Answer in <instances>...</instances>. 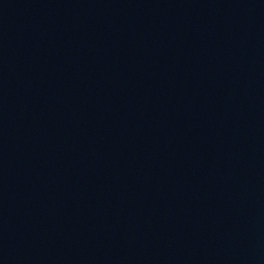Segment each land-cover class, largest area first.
<instances>
[{
  "label": "water",
  "instance_id": "water-1",
  "mask_svg": "<svg viewBox=\"0 0 264 264\" xmlns=\"http://www.w3.org/2000/svg\"><path fill=\"white\" fill-rule=\"evenodd\" d=\"M0 264H264V0H0Z\"/></svg>",
  "mask_w": 264,
  "mask_h": 264
}]
</instances>
